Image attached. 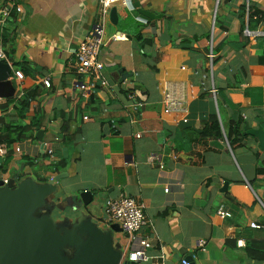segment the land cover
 I'll list each match as a JSON object with an SVG mask.
<instances>
[{"label": "crops", "instance_id": "obj_1", "mask_svg": "<svg viewBox=\"0 0 264 264\" xmlns=\"http://www.w3.org/2000/svg\"><path fill=\"white\" fill-rule=\"evenodd\" d=\"M99 2L16 0L0 28L8 63L24 72L20 83L11 71L13 94L0 101V178L41 183L67 173L60 202L89 190L99 197L92 216L102 228L111 226L106 200L134 199L149 222L139 231L152 243L144 264H264L248 255L250 243L264 242V175H256L264 150L244 129L264 132V0L113 5L99 56L107 86L83 95L75 54ZM248 5L263 22L249 21ZM166 94L186 112L165 114ZM215 117L223 134L244 118L241 149L230 150L216 132L204 136ZM61 162L66 169L51 172ZM114 242L126 257V235L114 234Z\"/></svg>", "mask_w": 264, "mask_h": 264}, {"label": "water", "instance_id": "obj_2", "mask_svg": "<svg viewBox=\"0 0 264 264\" xmlns=\"http://www.w3.org/2000/svg\"><path fill=\"white\" fill-rule=\"evenodd\" d=\"M115 14L112 9L110 17L116 19ZM11 71L7 63L0 62L1 99L13 94L8 82ZM244 129L264 150V132ZM66 178L67 173L45 183L0 178V264H121L123 248L114 242V234L122 232L121 228L117 224L102 228L94 221L92 206L99 197L89 190L69 191L70 196L60 202L58 195L69 187L61 183ZM224 188L226 191L227 184ZM65 208L67 214L54 213ZM122 264L134 263L126 260Z\"/></svg>", "mask_w": 264, "mask_h": 264}, {"label": "built area", "instance_id": "obj_3", "mask_svg": "<svg viewBox=\"0 0 264 264\" xmlns=\"http://www.w3.org/2000/svg\"><path fill=\"white\" fill-rule=\"evenodd\" d=\"M248 1L249 0H247V3ZM117 3L127 6L128 0H100V9L96 23L94 24L88 36L83 42H81L75 54V73L80 78H83V81L77 82L75 84V88L83 95H86L88 92L94 90L97 83H99L101 87L107 86V82L102 76L104 65L101 63L99 56L101 48L104 45L105 24L108 12L112 6ZM16 7V0L0 1V28L4 27L6 20L13 14ZM245 35L250 36L252 33L246 30ZM209 58L212 60L213 56L210 55ZM0 62L7 63L10 66L1 42ZM13 74L14 78L18 82L22 83L24 81V75L20 70H14ZM41 84L47 89H49L51 85L49 78L43 79ZM212 93L216 92L212 91ZM1 100L2 99L0 98V101ZM163 103L165 105V114L172 113L176 110L186 112L185 109L181 108L180 103L175 101L169 94L165 95ZM142 105L143 104H138L139 107H142ZM138 137H140V135ZM224 140L226 142V146L230 149L225 137ZM47 153L50 155L52 151L48 150ZM5 155V147L0 143V165L4 161ZM154 159V157L149 158V162L153 161ZM161 168L163 167L161 166ZM104 209L105 223L107 225H119L122 232L126 235V248L128 249V254L125 257L123 253L121 264L126 260L134 264H144L148 262L150 259L148 256V251L152 248V243L149 239L143 238L139 235L141 228L149 223L144 217L142 207L134 199L120 195L116 198L106 200ZM217 214L222 218L232 217V215L225 210H220ZM163 258L164 257L162 256L161 259ZM180 263L192 264L191 260H188L187 258L180 260Z\"/></svg>", "mask_w": 264, "mask_h": 264}, {"label": "trees", "instance_id": "obj_4", "mask_svg": "<svg viewBox=\"0 0 264 264\" xmlns=\"http://www.w3.org/2000/svg\"><path fill=\"white\" fill-rule=\"evenodd\" d=\"M248 8H249V21L250 22L252 21L253 18H256L257 16H260V19L258 21L260 23L263 22V17H261V14L259 12L251 11L252 9H251L250 5H248ZM263 57H264V54H263ZM20 71L22 73H24L22 70H20ZM25 100H27V101L32 100L31 94L27 95ZM242 119L243 118H239L236 121H231L226 132H224V134H223L218 119L216 117L211 118L210 126H208V128L204 131V136L210 134L211 132H216L217 136L225 137V139L228 142V145L232 151H236L238 149H241L244 146L242 143L243 142L242 141L243 136L241 134L242 127L244 126V121ZM0 143L3 144L1 141H0ZM11 143H13V140L9 144H11ZM66 167H67L66 163L61 162L59 164L52 165L50 167V170L53 173L59 174V173H61L62 170L66 169ZM256 175H264V170L261 168L257 169ZM40 182L45 183V182H47V179L41 178ZM263 254H264V242L250 243L249 244L248 255L250 256V258H253V259L264 258Z\"/></svg>", "mask_w": 264, "mask_h": 264}]
</instances>
